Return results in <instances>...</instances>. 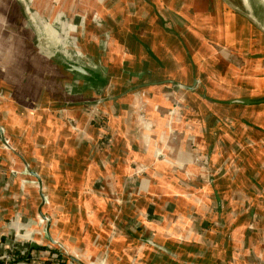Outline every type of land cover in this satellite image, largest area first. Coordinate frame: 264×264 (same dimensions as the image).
Instances as JSON below:
<instances>
[{
  "label": "crops",
  "instance_id": "1",
  "mask_svg": "<svg viewBox=\"0 0 264 264\" xmlns=\"http://www.w3.org/2000/svg\"><path fill=\"white\" fill-rule=\"evenodd\" d=\"M103 3L75 5L80 23L109 25L85 55L89 75L55 74L53 86L44 80L52 46L44 34L41 52L32 46V17L17 16L24 34L2 38L0 27V262L141 264L148 248L154 264H210L177 248L202 247L187 238L195 214L240 208L243 194L214 183L264 186V128L253 124L264 119V33L223 0ZM26 72L35 80L24 83ZM47 98L58 100L42 107ZM40 108L48 113L37 120ZM204 166L213 206L205 186L187 184Z\"/></svg>",
  "mask_w": 264,
  "mask_h": 264
},
{
  "label": "rangeland",
  "instance_id": "2",
  "mask_svg": "<svg viewBox=\"0 0 264 264\" xmlns=\"http://www.w3.org/2000/svg\"><path fill=\"white\" fill-rule=\"evenodd\" d=\"M108 1L110 4H113L116 0H107V2ZM223 1H227L232 6H237V9L242 13L253 16L256 21L264 28V3L261 0ZM80 2H87L89 5H95L94 7H91L93 10L97 8L96 4H98V0H0V27H2L3 30L2 38L6 37V33L10 34L11 32H13L16 35L26 33V31H24V29L21 27L22 24L19 25L17 17L19 15H23L25 16V21H27L30 17H32V19L34 20L33 26L30 23V20L29 23L27 21V26L29 25L33 33L35 34V37L32 39V46L35 47L39 52H41L39 46L42 49V39L40 38L44 35L46 36V42H49V44L52 46L49 48V56H47L52 63V72L47 74V76H44L45 81L52 82L51 86H53V81H55V79L57 78L56 77L54 79L53 76L55 74H58L60 76L64 75L65 78L76 79L75 75L77 73L69 72L64 62L75 66H80L83 69L91 68L93 66V62L85 55L86 53H91V51L93 52L91 45L96 48L97 46L95 45V43L105 37L102 36V33H104V31H106V29L109 27L108 24H106V27L104 23L99 22L97 20V17H94L92 21L90 18L89 20H84L83 23L79 22L78 17L73 18L74 16H78V14H81L80 10L75 6ZM103 2V4H105L106 0H103ZM58 10H60V12ZM135 10H138V8H136ZM105 13L108 15V11H104V14ZM60 18L62 20L61 22H59ZM44 23L46 25H49L50 23V31H46L43 29V26L45 25ZM21 29L23 30L21 31ZM31 29L27 30L29 31ZM48 36H52V38ZM7 40L5 42L7 43L6 47L9 46ZM116 41L119 44L120 41ZM104 43H106L104 45L106 47V51H109V53H111L112 48L110 49L109 43L102 40L101 44L103 45ZM4 50L5 48L3 47L2 51ZM113 50L115 51L117 49L113 48ZM78 53L80 54L77 55ZM9 69L10 68H8L7 70ZM59 70H64L65 72H61ZM25 75L27 78H23L24 83H26V81L31 78L29 76H33L28 72H26ZM33 77H35V75ZM33 77L31 79L35 80L33 79ZM50 78L52 80H49ZM59 79L60 78L58 77V80ZM58 91H60L58 92V94L61 93L60 89ZM68 93H70V91H68ZM49 96H51L52 98L58 97L55 95ZM50 100L56 102L58 99L56 100L47 98L46 100H43L40 105H43L42 107H48L47 102H49ZM241 102L243 104H248V101L245 99H243ZM94 104L87 105L84 108H87L90 114L97 116V110L99 109L97 108V106H95L96 104ZM259 109V111L264 112V102L263 105H260ZM40 111L44 113L41 114V112H37L36 115L40 113L39 116L41 117H36L37 120H42V117L45 116L44 114L46 112L48 113V111H43V108H40ZM259 118V121L256 120L255 122L253 121L254 123H252L256 125L258 124L260 127L264 128V119H262V116H260ZM97 122L98 127L106 128V119L101 118ZM262 136L263 138L261 136L258 137L264 142V134ZM206 167L204 166L194 168V172H196V175H194L196 176V181H194L193 183L187 182V184L191 185L193 189H202V186H205V192L203 193H205L206 196L208 193H210L211 199H209L208 201L210 202V204L212 202L211 205L213 206V202L215 199L212 198L213 194L211 193V187L208 186V183L204 185V183L202 182L203 178L200 176L203 173H206V171L204 170L206 169ZM198 171H200V175L198 174ZM191 172H187V170L182 171L183 174H186L187 178H193L190 177ZM213 189L215 191L222 192L221 195L223 193H227L228 196L234 191H237L239 193V196H242L243 194L242 198H239V202L236 201V199H233L237 204L235 206H239L240 208H236L234 210V208H232L233 202H229L231 206L230 209L226 210L227 214L225 215H223L222 213H217L218 211L216 209L213 210L210 214H208L209 210L205 213V215L202 211L199 212L200 214H195L191 218L193 227L191 224L190 230H188L187 238L193 239L197 242H201L203 245L202 247H195L193 245L184 247L185 245H181L180 249L177 248V254H182L185 250L189 254H191L190 252H192L196 255H210L212 257L211 259H214L210 264H264V210H257L256 207H253L256 205L264 207V200L259 199L260 197H258V193H262V191H264V186H262L261 183H252L248 180L241 181L239 183H236L234 181H219V183L213 184ZM260 195L264 196V192ZM243 197H245V199ZM207 199L208 198H206L205 200ZM228 201L229 199L227 200V202ZM241 208L243 209V211ZM232 211L234 212L232 213ZM216 222H218V225L216 224ZM209 242H212V245H209ZM166 244L168 245H164V248L166 250L168 249V252L171 250L174 251V243L170 242ZM146 249L142 258L143 264H154L152 262H149L150 259L152 260V253H150L151 251L148 248ZM172 253L174 256V252ZM223 257L227 258L226 263H224ZM144 259H147L148 262H145ZM182 262L186 263L187 261L182 260ZM91 263L96 264L94 262H90V264ZM159 264L172 263H169L168 261H166V259H163V261Z\"/></svg>",
  "mask_w": 264,
  "mask_h": 264
},
{
  "label": "water",
  "instance_id": "3",
  "mask_svg": "<svg viewBox=\"0 0 264 264\" xmlns=\"http://www.w3.org/2000/svg\"><path fill=\"white\" fill-rule=\"evenodd\" d=\"M260 31H262L264 33V28L262 26H260V24H258L255 20H253L251 17H248L246 16ZM64 64L67 66V70L69 72H74V73H77L79 75H82V76H87L89 75L88 72H86L85 69H83L82 67L80 66H75V65H72V64H68V63H65ZM32 173V172H31ZM33 176H35V178L38 180V184L40 185V180L38 179V177L36 176L35 173H32ZM41 198H42V202H44V196L41 195ZM69 258V257H68Z\"/></svg>",
  "mask_w": 264,
  "mask_h": 264
},
{
  "label": "built area",
  "instance_id": "4",
  "mask_svg": "<svg viewBox=\"0 0 264 264\" xmlns=\"http://www.w3.org/2000/svg\"><path fill=\"white\" fill-rule=\"evenodd\" d=\"M0 264H11V261H10V257L7 256L5 257V259H3Z\"/></svg>",
  "mask_w": 264,
  "mask_h": 264
},
{
  "label": "trees",
  "instance_id": "5",
  "mask_svg": "<svg viewBox=\"0 0 264 264\" xmlns=\"http://www.w3.org/2000/svg\"><path fill=\"white\" fill-rule=\"evenodd\" d=\"M61 260H62L61 256H57V259L55 260L56 264H61L62 263Z\"/></svg>",
  "mask_w": 264,
  "mask_h": 264
},
{
  "label": "bare ground",
  "instance_id": "6",
  "mask_svg": "<svg viewBox=\"0 0 264 264\" xmlns=\"http://www.w3.org/2000/svg\"><path fill=\"white\" fill-rule=\"evenodd\" d=\"M246 1V0H245ZM264 3V0H261ZM47 31V30H46ZM49 31V30H48Z\"/></svg>",
  "mask_w": 264,
  "mask_h": 264
}]
</instances>
